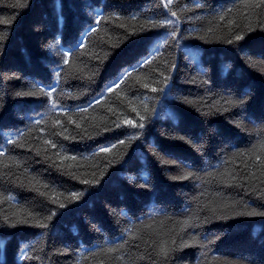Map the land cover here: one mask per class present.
<instances>
[{
	"label": "trees",
	"instance_id": "obj_1",
	"mask_svg": "<svg viewBox=\"0 0 264 264\" xmlns=\"http://www.w3.org/2000/svg\"><path fill=\"white\" fill-rule=\"evenodd\" d=\"M165 3L0 0V264H264V0Z\"/></svg>",
	"mask_w": 264,
	"mask_h": 264
},
{
	"label": "snow or ice",
	"instance_id": "obj_2",
	"mask_svg": "<svg viewBox=\"0 0 264 264\" xmlns=\"http://www.w3.org/2000/svg\"><path fill=\"white\" fill-rule=\"evenodd\" d=\"M171 3H172V0H166V3L164 4V7L167 8L169 5H171ZM244 6H245V7H248L249 5L245 4ZM228 11L231 12L232 10H231V9H228ZM172 16H176V13H175V12H172ZM221 19H223V16H221ZM99 22H100V19L97 18V19H96V23H99ZM161 23H162V24H163V23L172 24L173 21L168 20V21H164V22H161ZM90 31H93V32H94V31H96V28H95V27H92V28L90 29ZM234 39L237 40V41H238V40H242V39H243V35H241V34H237V35L234 37ZM228 42L231 43L232 40H229ZM79 47H83V43H82V42L79 44ZM64 55L67 56V53H65ZM147 62H148V61H143V62L141 63V66H143V64H144V63H147ZM64 63L67 64V63H68V60L65 59V60H64ZM55 75H56L57 77H59V76L61 75L60 70H56V71H55ZM129 75H131V71L126 72V73L124 74V76H122L121 79H120L119 81H117L116 86H118V84H119L120 82H123V79H124L125 77L129 76ZM110 90H111V88H109V91H110ZM54 91H55V87H53V88H51L50 90H48V91L46 92V95H48L49 98H51L52 92H54ZM152 91H156V89L153 88ZM27 94H28V93H17V95H27ZM245 95H248V93H245ZM52 107L55 108V107H56V104L53 103V104H52ZM82 111H87V109H82ZM36 123H40V120H37ZM126 123L132 124L133 127L136 126L132 121H126ZM77 127H79V125H77ZM139 127H143V124L139 125ZM181 139H183V137H181ZM14 142H15V141L12 140V139H10V140L8 141V143H14ZM45 143H51V142H50V141H45ZM121 143H124V141H121ZM52 146L55 147L54 144H53ZM113 147H114V146H113ZM262 147H264V145H262ZM101 151H109V149H108V148H105V149H101ZM3 155H5V153H4L3 151H0V156H3ZM72 159H75V157H72ZM261 166L264 167V164H262ZM73 195H74V197H75L76 194H73ZM10 199H11V198H10ZM63 206H64L63 204L60 205V207H63ZM241 214H246V215H249V216H264V211H260V212H258V211L252 210V211H249V212H246V213H241ZM28 223H29V221H28L27 219H19V218H18L17 221H16V223H14L12 226L15 227L16 224H28ZM37 226H39V227H46L45 224H43L42 222H39V221L37 222ZM173 243H174V242H173ZM169 251H170V249H168V248L166 247L165 244H161V245H160V247H159V254H160V255H162L163 257L167 258L168 254H169ZM21 253H22V255H21V258H22V259H24V258H29L27 252H26L24 249H21Z\"/></svg>",
	"mask_w": 264,
	"mask_h": 264
}]
</instances>
